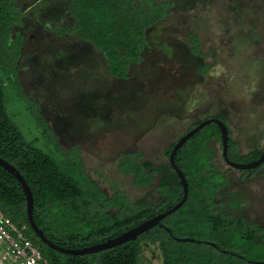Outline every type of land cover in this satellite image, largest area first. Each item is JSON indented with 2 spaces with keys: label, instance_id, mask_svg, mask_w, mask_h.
Wrapping results in <instances>:
<instances>
[{
  "label": "rangeland",
  "instance_id": "1",
  "mask_svg": "<svg viewBox=\"0 0 264 264\" xmlns=\"http://www.w3.org/2000/svg\"><path fill=\"white\" fill-rule=\"evenodd\" d=\"M166 1L172 4L167 18L147 34L150 51L130 68L128 79L117 80L89 44L55 34L73 25L70 0H15L22 14L15 29L22 37L16 61L21 90L39 107L60 149L79 150L83 172L106 198L120 192L131 203H159V180L172 179L166 152L208 117L224 119L235 157L264 148V0ZM189 34L200 40L203 57L189 54ZM0 80L7 113L24 140L62 165L64 158L1 69ZM208 147L229 180L214 209L264 229V167L249 176L224 163L220 141ZM135 152L157 171L147 188L134 187L130 176L117 171V156ZM1 249L0 264H11ZM140 264H161L159 252L145 248Z\"/></svg>",
  "mask_w": 264,
  "mask_h": 264
},
{
  "label": "trees",
  "instance_id": "2",
  "mask_svg": "<svg viewBox=\"0 0 264 264\" xmlns=\"http://www.w3.org/2000/svg\"><path fill=\"white\" fill-rule=\"evenodd\" d=\"M171 8L172 4L166 0H70L68 14L73 25L55 30V34L89 44L103 56L111 78L126 80L130 68L140 64L150 51L149 30L167 18ZM21 18L15 0H0V69L64 162L58 164L24 140L7 113L1 80L0 159L11 165L29 187L33 197V220L44 236L61 248L77 250L116 238L179 203L183 191L170 165L171 181L163 177L156 186L159 203L151 205L141 200L131 203L125 193L118 192L106 198L83 172L76 147L68 152L60 149L39 107L31 97L23 94L17 78L16 61L22 37L15 29L21 25ZM187 39L189 54L203 57L197 36L189 34ZM208 69L207 65L201 66L198 74L204 75ZM210 118L226 125L221 116L204 120ZM214 139L221 143L219 128L211 123L175 153V165L185 176L188 186V196L182 207L135 240L112 249L72 256L43 245L26 220L25 196L20 184L1 167L0 212L39 249L48 264H140L141 253L147 247L159 252L161 264H264V229L234 220L214 209L217 192L229 185L227 175L213 163L214 155L208 143ZM174 143L165 154L167 158ZM235 147L229 132L228 158L240 164L234 159L237 158ZM263 149L237 159L244 160L243 164L253 162ZM142 160L140 152L117 156L118 173L130 176L136 188H147L157 176L152 164ZM262 167L264 163L242 172L251 176ZM110 209L116 212L110 213Z\"/></svg>",
  "mask_w": 264,
  "mask_h": 264
},
{
  "label": "water",
  "instance_id": "3",
  "mask_svg": "<svg viewBox=\"0 0 264 264\" xmlns=\"http://www.w3.org/2000/svg\"><path fill=\"white\" fill-rule=\"evenodd\" d=\"M211 123H215L219 128L220 139H221V156H222L224 163L227 166H229L232 169L238 170V171H249V170H253L257 167H260L264 163V149H263L260 157L253 162H250L247 164H236V163L230 161L228 158L229 130H228L227 126L223 122H221L220 120H218L216 118H210L207 120H203L196 127H194L193 129H191L190 131L185 133L183 136H181L174 143V145L171 148L170 154L168 156V163H169L170 167L172 168V170L175 172V174L179 180V184L182 187L183 196H182L181 201L179 203H177L175 206H173L171 209H169L168 211L160 213V214L156 215L155 217L140 223L139 225L131 228L130 230L124 232L122 235H120L116 238L109 239L103 243L96 244V245L89 246V247H85V248H81V249H77V250L61 248V247L53 244L52 242H50L44 236L43 232L41 230H39V228L36 226V224L33 220V197H32V193H31L29 187L27 186L26 182L23 180L21 175L11 165H9L7 162H5L2 159H0V167L2 169H4L6 172H8L9 174H11L20 184V186L23 190L24 196H25L26 220H27L31 230L33 231L34 235H36L38 237V239L41 241V243L43 245H45L46 247H48V248H50L56 252H59L61 254H65V255L76 256V255L95 254L98 252H102V251L120 246V245L127 243L129 241L135 240L136 238H138V236H140L143 233L147 232L148 230L152 229L154 226H157L162 219L167 218L168 216L175 213L176 211H178L182 207V205L185 203L187 196H188V186H187L185 176L178 169V167L175 165V161H174L175 153L195 133H197L200 129H202L203 127H205ZM177 241H179V242H192V240H189V239H177ZM211 246H213V244H211Z\"/></svg>",
  "mask_w": 264,
  "mask_h": 264
},
{
  "label": "built area",
  "instance_id": "4",
  "mask_svg": "<svg viewBox=\"0 0 264 264\" xmlns=\"http://www.w3.org/2000/svg\"><path fill=\"white\" fill-rule=\"evenodd\" d=\"M0 246L3 260L11 264H48L41 252L22 231L0 212Z\"/></svg>",
  "mask_w": 264,
  "mask_h": 264
},
{
  "label": "flooded vegetation",
  "instance_id": "5",
  "mask_svg": "<svg viewBox=\"0 0 264 264\" xmlns=\"http://www.w3.org/2000/svg\"><path fill=\"white\" fill-rule=\"evenodd\" d=\"M69 15V14H68ZM70 17V16H69ZM70 19H71V17H70ZM72 20V19H71ZM73 22V21H72Z\"/></svg>",
  "mask_w": 264,
  "mask_h": 264
}]
</instances>
